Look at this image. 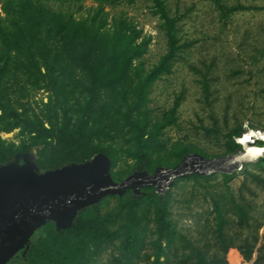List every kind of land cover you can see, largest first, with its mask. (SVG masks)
Returning a JSON list of instances; mask_svg holds the SVG:
<instances>
[{"label": "trees", "instance_id": "obj_1", "mask_svg": "<svg viewBox=\"0 0 264 264\" xmlns=\"http://www.w3.org/2000/svg\"><path fill=\"white\" fill-rule=\"evenodd\" d=\"M145 1L166 40L151 65L152 35L126 10L117 11L136 0H0V163L33 151L43 172L105 154L120 181L136 170L172 168L189 153L213 158L242 150L238 139L247 128L237 114L232 123L214 117L199 126L214 152L169 134L179 125L183 95L162 110L151 101L156 82L187 46L179 35L183 15L167 0ZM210 1L225 23L241 11L264 9ZM213 65L201 74L206 100ZM14 131L12 139L2 136ZM250 143L264 146L261 138ZM258 188L264 191V156L231 172L178 177L165 192L144 185L141 192L108 194L81 209L71 226L43 224L12 264H233L232 249L250 261L264 225ZM200 199L209 203L203 212L195 210ZM186 216L192 226L181 225ZM252 264H264V243Z\"/></svg>", "mask_w": 264, "mask_h": 264}, {"label": "rangeland", "instance_id": "obj_2", "mask_svg": "<svg viewBox=\"0 0 264 264\" xmlns=\"http://www.w3.org/2000/svg\"><path fill=\"white\" fill-rule=\"evenodd\" d=\"M173 11L183 15L179 22L181 43L187 44L182 55L174 62L172 72L158 80L152 93L151 106L162 110L170 106L178 94L183 98L179 107V125L170 128L174 138H185L203 146L207 151H217V146L206 139L199 128L201 124L211 125L216 117L221 125L227 118L234 122L235 114L243 119L244 125L255 131L264 132V9H251L235 14L228 22L220 20L218 11L210 0H167ZM264 6V0H227ZM145 0H136L132 5H122L144 33L152 35L148 65L156 62L166 49V40L158 30V16L152 14ZM252 56H256L254 60ZM214 61L210 70L212 94L206 100L201 86V74L207 72V65ZM44 94L38 95V97ZM254 105L250 108V105ZM252 121L256 126H249ZM12 139L15 131L2 133ZM253 136L249 141H255ZM258 145V144H251ZM261 146V145H260ZM177 190V187H175ZM264 198V191L258 188L257 201ZM195 210L205 211L209 203L200 199ZM181 225L193 224L184 217ZM260 239L253 258L245 261L242 255L232 249L227 258L233 264H252L257 248L264 243V225L259 230Z\"/></svg>", "mask_w": 264, "mask_h": 264}, {"label": "water", "instance_id": "obj_3", "mask_svg": "<svg viewBox=\"0 0 264 264\" xmlns=\"http://www.w3.org/2000/svg\"><path fill=\"white\" fill-rule=\"evenodd\" d=\"M247 131L249 136L264 140V132ZM238 141L243 148L236 153L208 158L193 152L172 168L158 166L153 173L136 170L120 181L113 179L111 160L105 154L43 172L38 171L33 151L0 163V264H7L25 245L28 247L35 231L46 222L54 221L62 228L71 226L81 209L108 194H123L128 188L141 192L144 185L165 192L178 177L231 172L264 156V146L254 147L241 138Z\"/></svg>", "mask_w": 264, "mask_h": 264}, {"label": "flooded vegetation", "instance_id": "obj_4", "mask_svg": "<svg viewBox=\"0 0 264 264\" xmlns=\"http://www.w3.org/2000/svg\"><path fill=\"white\" fill-rule=\"evenodd\" d=\"M25 245L19 252L16 254L13 258L10 259V261L7 264H12L16 259H20L22 256H25V250L28 248Z\"/></svg>", "mask_w": 264, "mask_h": 264}]
</instances>
